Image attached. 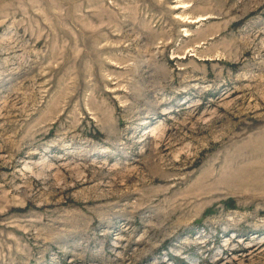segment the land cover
Here are the masks:
<instances>
[{
  "label": "rangeland",
  "instance_id": "rangeland-1",
  "mask_svg": "<svg viewBox=\"0 0 264 264\" xmlns=\"http://www.w3.org/2000/svg\"><path fill=\"white\" fill-rule=\"evenodd\" d=\"M0 264H264V0H0Z\"/></svg>",
  "mask_w": 264,
  "mask_h": 264
}]
</instances>
